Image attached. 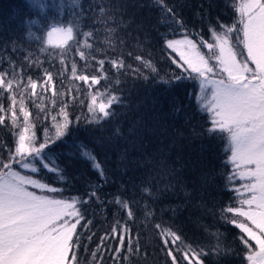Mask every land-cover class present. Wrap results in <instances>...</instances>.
Returning a JSON list of instances; mask_svg holds the SVG:
<instances>
[{"label": "trees", "instance_id": "trees-1", "mask_svg": "<svg viewBox=\"0 0 264 264\" xmlns=\"http://www.w3.org/2000/svg\"><path fill=\"white\" fill-rule=\"evenodd\" d=\"M241 1L0 0V79L13 84L12 90L6 83L0 87V156L15 150L22 97L41 142L45 129L54 135L63 122L62 110L68 113L64 146L50 156L64 179L42 165L33 176L63 189L46 194L80 201L83 219L73 236L79 243L69 249L70 264H249L243 243L248 238L232 223L240 217L227 211L248 208L237 191L245 183L231 181L236 169L227 136L210 132V115L196 99L197 82L161 81L181 74L173 60L182 64L166 47L165 38L183 36L168 23L172 13L165 8L193 34L190 39L214 42L213 31L238 21ZM53 27H71L72 39L48 43L45 33ZM113 61L122 66L114 68ZM73 65L76 75L96 76L99 82L89 87L76 79ZM29 81L37 84L35 94ZM93 95L97 105L119 97L109 109L112 115L89 111ZM81 141L103 175L81 158ZM249 244L255 249L253 241Z\"/></svg>", "mask_w": 264, "mask_h": 264}, {"label": "snow or ice", "instance_id": "snow-or-ice-1", "mask_svg": "<svg viewBox=\"0 0 264 264\" xmlns=\"http://www.w3.org/2000/svg\"><path fill=\"white\" fill-rule=\"evenodd\" d=\"M236 11L239 13L238 21L232 26L222 25L221 32L213 31L214 42H208L202 36L196 42L189 38L193 34L187 32L184 23L177 19L171 8L166 7L165 12L172 13L168 23L177 25L183 36L182 39L165 38L166 47L175 52L183 64L173 60L181 69V74L174 75L172 79L161 78V81L169 85L181 80L198 83L199 94L196 99L200 110L210 115V132L226 134L231 150L230 162L235 166L236 175L242 180L251 181L243 185V191L250 193L248 199L241 201L242 205L248 206L247 210L229 207L227 211L245 218L254 226L232 221L248 238L241 239L251 252L247 256L249 264H264V0H246ZM52 29H55L51 33L53 39L57 33L65 31L63 28ZM175 31V28H170V32ZM72 33L73 29L67 28V42L72 39ZM195 35L199 36V33ZM65 40L60 43L65 45ZM201 47L208 49L207 55L201 51ZM80 55L83 58L84 53ZM103 63L101 61V71ZM122 63L113 61V67L119 68ZM144 63L153 72L156 71L154 65L146 61ZM72 74L89 87L99 82L96 76L76 75L75 65ZM51 79L49 74L48 83ZM5 83L12 90V81L0 79V87ZM29 83L35 94L37 84L32 81ZM48 83L43 87L47 88ZM12 100L15 105L14 96ZM96 100L97 96L93 95L89 111L94 112L98 108L103 117H108L112 115L110 107L119 97L111 96L106 103L98 105ZM19 112L23 116V123L15 150H9L7 158L0 156V264H67L69 249L79 243V236L75 240L73 236L77 224L83 219L78 209L80 201L45 194L63 192V189L51 187L42 182L43 178H34L31 174H39L41 169L38 165H42L43 169L58 173L64 179L63 169L50 156L55 157L64 146L71 122L68 113L62 110L63 122L56 124L54 135L45 129V138L41 142L30 123V114L25 109L23 97ZM94 122L99 123V118ZM2 123L4 119L0 117ZM17 123L13 111V125ZM81 145L84 148L81 158L90 162L92 168L103 175L101 164L92 150L83 141ZM63 162L67 163L66 160ZM30 188L40 190V194ZM128 215L131 218L132 213ZM73 219L75 223H71ZM113 231L116 232L117 228ZM124 232H127L126 227ZM167 235L175 236L171 232ZM119 238L123 242V236ZM250 241L254 242L255 250H252ZM72 256L75 258L74 252Z\"/></svg>", "mask_w": 264, "mask_h": 264}, {"label": "rangeland", "instance_id": "rangeland-1", "mask_svg": "<svg viewBox=\"0 0 264 264\" xmlns=\"http://www.w3.org/2000/svg\"><path fill=\"white\" fill-rule=\"evenodd\" d=\"M246 2V0H242L241 1V4H243V3H245ZM240 4V5H241ZM56 28H62V27H56ZM64 29V28H63ZM53 31H55V29H50V30H48L46 33H45V39H46V41L48 42V43H50V44H55V45H61L62 43H60V41L61 40H65V37H66V35H67V29H65V31L64 32H60V33H57V35H56V37H55V39H53L52 38V35H51V33L53 32ZM179 39H182V38H179ZM65 42H66V40H65ZM206 51H205V53L204 54H206L207 55V53H208V49L207 48H204ZM201 51L202 52H204L203 50H202V48H201ZM246 54V53H245ZM179 57V56H178ZM180 58V57H179ZM182 62V64H183V61H181ZM213 63H214V61H213ZM250 63V62H249ZM185 67H186V65H185ZM250 67H253L254 68V65H251L250 64ZM197 90H198V94H199V86H198V83H197ZM230 157H231V152H230ZM231 163V162H230ZM231 165H233L232 163H231ZM234 166V165H233ZM232 166V167H233ZM235 167V166H234ZM241 170H243V169H241ZM21 171H23V170H21ZM28 174H31V173H28ZM31 175H33V174H31ZM34 177V176H33ZM232 177L233 178H231V181H232V183L233 184H235L236 185V183H240L239 181H243L245 184H248V183H251V181H249L248 179H240V177L239 176H237L236 175V172H235V175H233L232 174ZM234 177H235V179H237L238 180V182L237 181H235V179H234ZM239 187H241L240 189H241V193L242 194H244L245 195V199H248L249 198V196H250V193H248V192H245V191H243V185H238V188ZM29 190H31V191H35V192H37V194H40V190H38V189H32V188H30ZM46 194V193H45ZM50 194V193H49ZM48 195V194H47ZM244 199V200H245ZM245 206H247V205H245ZM245 210H247L246 208H244ZM239 221L241 222H246V223H249V226H252L251 224H250V222H247V221H245V218H243V217H240L239 218ZM71 223H75V220L73 219V220H71ZM252 227H254V226H252ZM255 230V229H254ZM258 231V230H257ZM252 250H255V249H253L252 248ZM250 252V251H249ZM249 254H251V252L249 253ZM67 264H70V262H69V259H68V261H67Z\"/></svg>", "mask_w": 264, "mask_h": 264}]
</instances>
